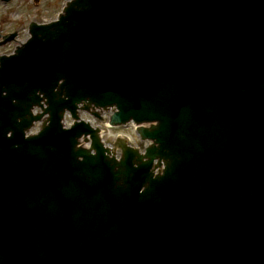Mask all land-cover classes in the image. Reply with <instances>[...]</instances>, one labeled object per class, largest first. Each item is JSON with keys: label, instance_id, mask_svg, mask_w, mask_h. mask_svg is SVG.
Segmentation results:
<instances>
[{"label": "water", "instance_id": "water-1", "mask_svg": "<svg viewBox=\"0 0 264 264\" xmlns=\"http://www.w3.org/2000/svg\"><path fill=\"white\" fill-rule=\"evenodd\" d=\"M29 33L0 56V264H264V0H70ZM79 104L151 143L115 159L63 128Z\"/></svg>", "mask_w": 264, "mask_h": 264}, {"label": "rangeland", "instance_id": "rangeland-1", "mask_svg": "<svg viewBox=\"0 0 264 264\" xmlns=\"http://www.w3.org/2000/svg\"><path fill=\"white\" fill-rule=\"evenodd\" d=\"M67 0H11L7 4L0 2V31L3 33L8 31H17L16 39L0 45V54H7L12 51L15 45L24 41L28 37L27 26L30 21L48 22L53 20L62 6ZM99 117L91 113H83L80 115L84 119H88L94 126L101 129V135L104 143L110 146L115 154H119V149L114 148L113 143L117 136L126 138L128 143L143 149L147 141L141 140L137 135L132 124L124 126L107 125L109 111L99 109ZM70 119L66 117V123Z\"/></svg>", "mask_w": 264, "mask_h": 264}]
</instances>
